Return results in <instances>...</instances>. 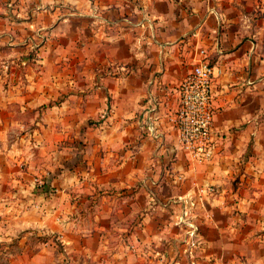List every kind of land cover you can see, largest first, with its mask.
I'll return each instance as SVG.
<instances>
[{
  "label": "crops",
  "instance_id": "obj_1",
  "mask_svg": "<svg viewBox=\"0 0 264 264\" xmlns=\"http://www.w3.org/2000/svg\"><path fill=\"white\" fill-rule=\"evenodd\" d=\"M204 58L195 165L175 116ZM0 264H264V0H0Z\"/></svg>",
  "mask_w": 264,
  "mask_h": 264
},
{
  "label": "built area",
  "instance_id": "obj_2",
  "mask_svg": "<svg viewBox=\"0 0 264 264\" xmlns=\"http://www.w3.org/2000/svg\"><path fill=\"white\" fill-rule=\"evenodd\" d=\"M214 77V67L207 58H204L193 67L179 87L180 100L175 116V124L178 129L176 148L187 154L189 160L195 165L209 164L213 160L216 149ZM35 183L42 184L39 180H36ZM195 192V196L200 202H203L206 197L218 194V190L214 186H202ZM191 199L187 200L189 207H192ZM189 215L190 210L185 207L183 216ZM186 224L191 230L190 236L195 235L197 227L189 222Z\"/></svg>",
  "mask_w": 264,
  "mask_h": 264
},
{
  "label": "rangeland",
  "instance_id": "obj_3",
  "mask_svg": "<svg viewBox=\"0 0 264 264\" xmlns=\"http://www.w3.org/2000/svg\"><path fill=\"white\" fill-rule=\"evenodd\" d=\"M36 180H38V179H36ZM36 180L34 181V182H36ZM42 184L44 185V183L42 182Z\"/></svg>",
  "mask_w": 264,
  "mask_h": 264
},
{
  "label": "trees",
  "instance_id": "obj_4",
  "mask_svg": "<svg viewBox=\"0 0 264 264\" xmlns=\"http://www.w3.org/2000/svg\"><path fill=\"white\" fill-rule=\"evenodd\" d=\"M211 65H212V63H211Z\"/></svg>",
  "mask_w": 264,
  "mask_h": 264
}]
</instances>
